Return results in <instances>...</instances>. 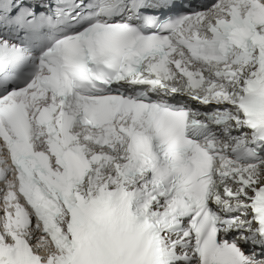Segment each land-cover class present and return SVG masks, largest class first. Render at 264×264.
I'll list each match as a JSON object with an SVG mask.
<instances>
[{
	"label": "snow or ice",
	"instance_id": "obj_1",
	"mask_svg": "<svg viewBox=\"0 0 264 264\" xmlns=\"http://www.w3.org/2000/svg\"><path fill=\"white\" fill-rule=\"evenodd\" d=\"M0 264H264V0H0Z\"/></svg>",
	"mask_w": 264,
	"mask_h": 264
}]
</instances>
